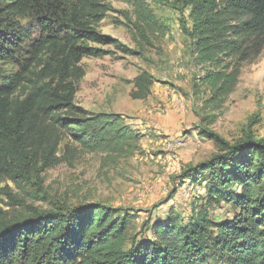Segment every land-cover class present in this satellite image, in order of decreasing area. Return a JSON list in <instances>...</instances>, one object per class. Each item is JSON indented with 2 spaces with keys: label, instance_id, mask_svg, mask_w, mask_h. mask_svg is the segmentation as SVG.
Returning <instances> with one entry per match:
<instances>
[{
  "label": "trees",
  "instance_id": "16d2710c",
  "mask_svg": "<svg viewBox=\"0 0 264 264\" xmlns=\"http://www.w3.org/2000/svg\"><path fill=\"white\" fill-rule=\"evenodd\" d=\"M122 1L151 32L176 28L193 60L208 67L201 81L218 97L233 90L264 41V0ZM155 6L176 17L158 23ZM110 12L106 0H0V185L47 203L43 173L78 152L110 161L140 151L141 136L122 115L75 103L81 61L108 55L102 47L112 39L99 26ZM152 80L147 72L135 77L131 98L146 99ZM203 132L221 153L181 176L205 192L187 223L147 217L140 236L130 235L134 217L120 209H36L7 193L24 211L0 209V264H264V139L247 134L231 144ZM221 205L232 207L230 219L211 217Z\"/></svg>",
  "mask_w": 264,
  "mask_h": 264
},
{
  "label": "rangeland",
  "instance_id": "374dc122",
  "mask_svg": "<svg viewBox=\"0 0 264 264\" xmlns=\"http://www.w3.org/2000/svg\"><path fill=\"white\" fill-rule=\"evenodd\" d=\"M106 1L113 12L99 29L112 42L102 47L108 55L81 61L85 75L75 103L88 112L122 115L141 136L140 151L110 161L102 153L78 152L43 173L47 203L27 199L5 182L0 185V209L11 216L24 211L11 205L7 193L36 209L102 205L132 215L130 235L140 236L147 217L153 222L172 214L187 223L192 209L202 204L204 186L183 183L181 176L221 153L203 131L231 144L247 134L264 139V41L242 63L233 90L218 97L201 81L208 67L193 60L176 28L166 35L151 32L132 6ZM151 9L158 23L176 17L165 6ZM117 44L134 54L122 53ZM142 72L151 75L152 86L146 99L134 100L132 81ZM233 212L229 205L210 209L218 221L230 219Z\"/></svg>",
  "mask_w": 264,
  "mask_h": 264
}]
</instances>
